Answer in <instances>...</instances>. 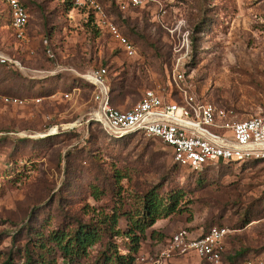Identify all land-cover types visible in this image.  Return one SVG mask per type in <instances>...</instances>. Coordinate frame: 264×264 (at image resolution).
I'll list each match as a JSON object with an SVG mask.
<instances>
[{"label": "rangeland", "instance_id": "374dc122", "mask_svg": "<svg viewBox=\"0 0 264 264\" xmlns=\"http://www.w3.org/2000/svg\"><path fill=\"white\" fill-rule=\"evenodd\" d=\"M20 1L29 14L22 31L0 0V264H22L23 249L34 253L39 236L116 212L119 236L102 234L86 256L67 263L47 252L51 264H104L108 248L126 253V219L151 190L182 192L183 212L147 229L137 254L146 256L181 228L217 226L229 231L219 264H264V163L201 174L179 168L168 148L141 134L111 138L90 120L95 88L84 79L106 69L111 105L120 110L146 89L176 92L171 72L187 35L179 68L190 90L238 120L264 114V0H159L124 11L116 0H95L133 54L96 30L86 6ZM173 264L204 263L190 255Z\"/></svg>", "mask_w": 264, "mask_h": 264}, {"label": "built area", "instance_id": "2783aa9c", "mask_svg": "<svg viewBox=\"0 0 264 264\" xmlns=\"http://www.w3.org/2000/svg\"><path fill=\"white\" fill-rule=\"evenodd\" d=\"M73 4L86 6L93 15L94 25L106 31L128 54H133L132 45L121 35L102 6L95 0H72ZM10 13L11 26L22 31L29 14L19 0H3ZM159 0H118L120 11L128 8H145L158 4ZM184 49V50H182ZM177 64L172 69V83L176 92L146 89L130 108L120 110L110 104L105 83L106 69L98 68L84 76L86 83L95 88L96 104L90 120L98 124L111 138L141 133L163 144L171 152L172 162L192 172H201L218 162L264 163V114L246 120H238L232 110L216 106L197 97L179 65L188 57V37L182 38ZM178 97V100L175 98ZM68 97V95H65ZM8 101V100H7ZM17 103L18 100L10 99ZM264 189V176L262 181ZM229 231L212 227L206 233L194 235L185 228L170 235L168 241L146 256L137 254L130 264H172L179 258L193 255L209 264H219L224 239Z\"/></svg>", "mask_w": 264, "mask_h": 264}, {"label": "trees", "instance_id": "16d2710c", "mask_svg": "<svg viewBox=\"0 0 264 264\" xmlns=\"http://www.w3.org/2000/svg\"><path fill=\"white\" fill-rule=\"evenodd\" d=\"M117 1L118 0H116V6L118 7ZM2 4L6 8V11L8 13V21L10 23L9 9L3 3V0H2ZM89 18L92 24L94 25L92 13L89 14ZM95 28L96 30L99 31V29L96 26ZM88 85L92 87L91 84ZM108 95L110 100L109 88H108ZM110 104H111V100H110ZM252 162H256V161H252ZM230 164H234V163L218 162L217 164L206 168L200 173L202 174L206 171H209L210 169L212 170L214 168H218L220 166H226ZM96 193L94 192L93 194L94 195L93 198L95 199L97 198ZM182 202H183V194L180 191H170L165 196H159L157 193H155L154 190H151L147 192L145 195H143L140 210L137 211L135 214L127 217L126 228L122 232V236L128 241V246H127L128 249L126 253L122 255L118 254L116 250L117 248L114 245L112 246V248H108L107 251H109L108 253L109 255L107 254L103 255L104 264H130L133 257L138 253L141 241L146 237V230L151 228L158 220L166 219L172 215L183 212V208L180 204ZM117 217L118 215L115 212L110 215L103 216L99 220V222H96V224L78 223L77 227L73 230H69V231L56 230L51 232V234H49L46 238L39 236L37 238L36 243L34 244L35 247L34 250H36L34 253L32 252L30 253V250L27 247L23 249L22 264H51L49 255H47V252H51V251L57 252L59 256L62 258V260L66 261L67 263L72 262L74 259L81 258L82 256H86L87 250L100 240L102 234H105L107 231H110L112 237L119 236L120 232H118V230H116L115 228L118 220ZM187 230L193 232L194 235L204 234L208 231L206 230L205 232L201 231L197 233L196 231L190 229ZM152 234L153 232H151L150 237H152ZM169 238L170 236H168V238H166L161 243V245L157 246L156 248H154V250H152L149 253H153L156 250L160 249L168 241ZM227 238L228 235L224 239V247ZM46 242H49L52 245V247L51 248L47 247ZM224 247L221 253L220 262L223 254L225 253ZM3 264H12V261H7V262L5 261Z\"/></svg>", "mask_w": 264, "mask_h": 264}, {"label": "crops", "instance_id": "0c3cea01", "mask_svg": "<svg viewBox=\"0 0 264 264\" xmlns=\"http://www.w3.org/2000/svg\"><path fill=\"white\" fill-rule=\"evenodd\" d=\"M223 247H224V244H223Z\"/></svg>", "mask_w": 264, "mask_h": 264}]
</instances>
